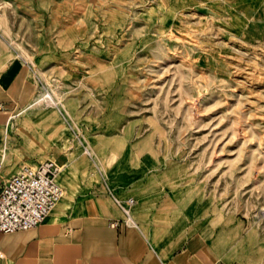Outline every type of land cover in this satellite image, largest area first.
<instances>
[{
	"label": "rangeland",
	"instance_id": "1",
	"mask_svg": "<svg viewBox=\"0 0 264 264\" xmlns=\"http://www.w3.org/2000/svg\"><path fill=\"white\" fill-rule=\"evenodd\" d=\"M0 42L30 69L33 103H56L34 108L58 110L61 152L100 181L99 158L150 150L264 246V0H0Z\"/></svg>",
	"mask_w": 264,
	"mask_h": 264
},
{
	"label": "crops",
	"instance_id": "2",
	"mask_svg": "<svg viewBox=\"0 0 264 264\" xmlns=\"http://www.w3.org/2000/svg\"><path fill=\"white\" fill-rule=\"evenodd\" d=\"M7 55L0 42V186L22 165L53 158L67 195L37 227L0 232V264H264L262 242L252 243L250 230L238 235L233 220L220 224L150 150L99 158L100 181L77 149L61 152V115L34 108L40 98L33 103L38 88L30 69ZM114 197L134 199L133 223Z\"/></svg>",
	"mask_w": 264,
	"mask_h": 264
},
{
	"label": "built area",
	"instance_id": "3",
	"mask_svg": "<svg viewBox=\"0 0 264 264\" xmlns=\"http://www.w3.org/2000/svg\"><path fill=\"white\" fill-rule=\"evenodd\" d=\"M1 107V106H0ZM61 166L54 160L23 165L0 186V232L27 231L43 223L63 195L56 182ZM126 223H133L134 199L122 202L114 197Z\"/></svg>",
	"mask_w": 264,
	"mask_h": 264
},
{
	"label": "bare ground",
	"instance_id": "4",
	"mask_svg": "<svg viewBox=\"0 0 264 264\" xmlns=\"http://www.w3.org/2000/svg\"><path fill=\"white\" fill-rule=\"evenodd\" d=\"M40 101H46L49 105L56 104L54 102L53 98L47 93H43L42 96L40 97V99L37 101V103L40 102ZM87 153H89V152H87ZM53 212H56V210L55 211L53 210Z\"/></svg>",
	"mask_w": 264,
	"mask_h": 264
}]
</instances>
